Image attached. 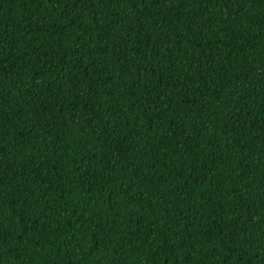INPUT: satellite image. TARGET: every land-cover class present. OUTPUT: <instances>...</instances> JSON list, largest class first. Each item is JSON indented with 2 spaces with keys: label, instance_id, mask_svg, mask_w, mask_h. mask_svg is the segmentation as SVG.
Segmentation results:
<instances>
[{
  "label": "trees",
  "instance_id": "trees-1",
  "mask_svg": "<svg viewBox=\"0 0 264 264\" xmlns=\"http://www.w3.org/2000/svg\"><path fill=\"white\" fill-rule=\"evenodd\" d=\"M0 264H264V0H0Z\"/></svg>",
  "mask_w": 264,
  "mask_h": 264
}]
</instances>
